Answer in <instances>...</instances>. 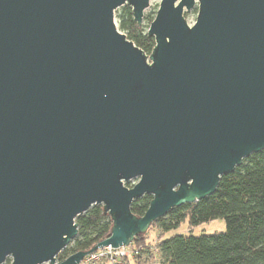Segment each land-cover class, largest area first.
I'll list each match as a JSON object with an SVG mask.
<instances>
[{
    "label": "water",
    "instance_id": "1",
    "mask_svg": "<svg viewBox=\"0 0 264 264\" xmlns=\"http://www.w3.org/2000/svg\"><path fill=\"white\" fill-rule=\"evenodd\" d=\"M149 3L0 0V264L128 247L264 151V0H161L146 56L115 12ZM94 206L109 237L58 262Z\"/></svg>",
    "mask_w": 264,
    "mask_h": 264
},
{
    "label": "trees",
    "instance_id": "2",
    "mask_svg": "<svg viewBox=\"0 0 264 264\" xmlns=\"http://www.w3.org/2000/svg\"><path fill=\"white\" fill-rule=\"evenodd\" d=\"M116 13L119 31L149 56L155 41L147 36L141 26H137L131 9L125 6ZM151 200L150 196L135 200L131 213L137 218L142 217ZM215 220L225 223L224 233L166 238L184 223L192 230ZM75 223L78 234L70 243L71 247L59 255V262L73 254L90 251L109 237L112 227L110 218L103 213L101 206L92 207ZM152 227L160 232L155 246L160 264H264V151L244 159L233 173L223 176L212 196L173 209L154 222ZM142 237H136L132 245L144 246ZM148 249L145 245L143 251ZM94 264L111 263L103 261Z\"/></svg>",
    "mask_w": 264,
    "mask_h": 264
},
{
    "label": "rangeland",
    "instance_id": "3",
    "mask_svg": "<svg viewBox=\"0 0 264 264\" xmlns=\"http://www.w3.org/2000/svg\"><path fill=\"white\" fill-rule=\"evenodd\" d=\"M160 3H161V0H150L149 7L144 12L141 27L143 28L145 33H147L151 23L155 19ZM120 9L117 10L118 13L120 12ZM197 14H198L197 6H195L190 12L184 13V18H185V20L189 26H192L195 23L196 18H197ZM116 15H117V13L115 12V22L117 25ZM151 20H152V22H151ZM117 28H118V26H117ZM122 34H124V33H122ZM137 182H138L137 179L133 180V181L129 182L128 184H125V187L128 189H131L134 185H136ZM224 232H225V223L222 220H215V221L209 222L207 224H203L201 226H198L192 230H189L187 223H184L178 230L173 231L170 234H168L166 236V238L172 237L175 235H182V236H190L191 235V236L197 237L200 235H214V234H220V233H224ZM159 236H160V232L158 229H156L154 227L149 228L147 233L145 235H143V237H142V242H145V245L148 246L149 249L147 251H142L140 257L137 259L135 264H160L161 263L159 256L157 255L156 250H155V246L157 244ZM145 245L139 246L136 248H140V247L144 248ZM70 247H71V244H69L67 246V249H69ZM59 255H58V257H59ZM58 257H57V261L59 259ZM8 261L9 260H7L4 264H10V261H9V263H8Z\"/></svg>",
    "mask_w": 264,
    "mask_h": 264
},
{
    "label": "built area",
    "instance_id": "4",
    "mask_svg": "<svg viewBox=\"0 0 264 264\" xmlns=\"http://www.w3.org/2000/svg\"><path fill=\"white\" fill-rule=\"evenodd\" d=\"M142 251V247L136 248L132 244L117 249L106 247L86 256L81 264H94L103 261H108L111 264H135Z\"/></svg>",
    "mask_w": 264,
    "mask_h": 264
}]
</instances>
